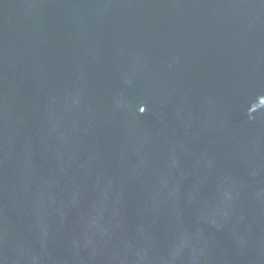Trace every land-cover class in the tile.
Listing matches in <instances>:
<instances>
[{
	"label": "water",
	"instance_id": "95a60500",
	"mask_svg": "<svg viewBox=\"0 0 264 264\" xmlns=\"http://www.w3.org/2000/svg\"><path fill=\"white\" fill-rule=\"evenodd\" d=\"M0 264H264V0H0Z\"/></svg>",
	"mask_w": 264,
	"mask_h": 264
}]
</instances>
